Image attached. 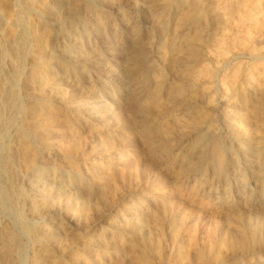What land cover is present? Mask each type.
Returning a JSON list of instances; mask_svg holds the SVG:
<instances>
[{
  "label": "rangeland",
  "instance_id": "1",
  "mask_svg": "<svg viewBox=\"0 0 264 264\" xmlns=\"http://www.w3.org/2000/svg\"><path fill=\"white\" fill-rule=\"evenodd\" d=\"M13 1H16V7L19 9L16 16L20 22L17 24L36 21L46 24L52 30L54 56L61 66L58 76L64 78L56 83L58 89L64 93L48 92L50 95L46 93V99L51 103H58V97H64L69 107L79 110L77 118L67 115V119L72 127L78 130L81 140L79 150L67 156L57 147V141L62 138L57 129L47 127L44 123L41 124V128L32 127V120L25 110L27 104L35 105L38 102L35 95L28 98L25 90V79L31 59L26 55L20 61L14 60L11 50L15 52V49L12 47L8 48L9 51L6 50L5 54L0 53V263L4 262L5 255L7 257L9 254L11 264H35L33 259L37 245L30 235V230L34 228L55 231L53 241L47 245L53 244L55 247L58 245L62 248L61 253L64 257H67L71 250L79 248L83 240L88 242L91 237L99 239L102 246L108 248L110 252L108 258H111L112 255L116 256L113 246H119L123 238L138 236L136 233L143 229V221L148 220L149 226L144 227L149 234L145 256L149 264H164V255L173 253L174 238L169 229L170 218H173L174 222H183L184 226L180 228V232L185 238L190 234L188 225L192 227L195 225L193 222L197 223V239L191 247V253H194V256L196 253L206 256L208 247L201 236L207 227L214 225L216 218L218 220L216 235L219 234V229L223 228L234 235L242 233L248 245L242 250L228 251L222 259L214 262L200 260L198 261L200 264H264V152H261L260 148L258 150L250 147L245 133L238 126V122L233 120V116L243 107L242 97L245 94L241 91L243 76L259 61L246 53H237L209 79L207 92L200 93L193 101L179 98L176 93H161L165 100L173 102V109L178 117L183 115L184 119L188 120L195 112V107L206 108L208 111V120L197 128L178 130L176 140L173 137L166 138L174 147L170 157L161 153L158 148L160 140L165 142L162 138H155L150 145L139 139L130 142L122 133L105 132L106 129L101 130L97 126L101 122L98 121L103 119L104 109L107 106L114 107L116 101L119 102L122 111L128 112L132 94L129 92L132 89L137 90L140 83L133 82L135 80L132 81L130 77L129 61L133 54L140 53V61L147 58L153 60V65L146 74V85L149 89L154 86L153 72L155 65L160 63L159 45L164 36L160 28L162 22L153 16V11L159 10L163 0H52L56 6L52 5L54 9L44 14L32 9L24 10L21 8V0ZM87 4L92 6V11L88 13L90 16L102 12L109 15V18L105 25L97 28V31L75 35L70 26L78 27V24L74 25L68 19L58 20V15L67 14V10L72 6ZM174 8L170 7L166 18L170 26L173 23L171 19L175 12ZM191 29L190 25L185 27V31ZM0 38V47L3 48L5 45L2 43L5 41ZM107 44L113 47L112 51L106 50ZM144 44L147 50L143 55L141 46ZM104 50L108 64L115 65L112 70L104 69L105 64L100 61L94 64L86 60L87 54L92 60L96 59L99 51ZM187 60L184 62L182 59L180 63L188 64L189 59ZM262 62L264 63V59ZM236 66L242 67L238 75L239 87L233 93L234 105L226 109L229 112L228 116H223L220 108H212L209 102L211 100L217 104L223 98L225 86L221 77ZM66 68L70 69L65 70ZM174 75H176L174 72L168 73L166 83L170 86H173ZM182 79L185 85L191 84L189 77L184 75ZM85 87H90L89 91L92 92L82 93ZM11 88L15 91V96L6 97L7 90ZM248 96L254 101L253 95ZM260 99L264 103V93L260 94ZM105 119L108 118L105 117L103 120ZM21 127L25 128L26 140L35 153V167L31 171L23 168L18 152ZM45 137L53 143L49 149L44 147ZM216 147L226 154L222 166L216 165ZM245 147L249 149L247 156L243 152ZM133 149L141 153L136 164L125 165L123 161L121 163L119 155L131 156ZM70 157L78 161L76 169L71 170L68 167L66 160ZM245 158L249 160L246 161ZM116 163H120L119 167L122 165V170L114 169L113 165ZM106 167L109 170L105 169ZM256 167L259 170L253 175ZM105 172L109 173L105 175L113 177L115 195L110 192L112 189L97 180L98 174ZM57 188L76 196L89 193L101 210L93 211L94 214L89 216L90 218L78 214L72 216L65 211V206L56 193ZM172 189L175 192L174 197L199 209L200 214H186L182 207L167 208L166 200L158 195ZM118 195H121L120 198ZM201 198L204 201L199 207ZM32 204H35L37 213L33 212ZM138 215L140 217H137ZM131 227L138 228L131 230ZM159 233L164 239L156 244L153 236ZM6 246L8 253L5 250ZM3 253L6 254L3 256ZM123 258L129 264H134L128 254H124ZM46 262L45 264H52L53 261Z\"/></svg>",
  "mask_w": 264,
  "mask_h": 264
},
{
  "label": "bare ground",
  "instance_id": "2",
  "mask_svg": "<svg viewBox=\"0 0 264 264\" xmlns=\"http://www.w3.org/2000/svg\"><path fill=\"white\" fill-rule=\"evenodd\" d=\"M15 2L13 0H0V37H2L5 41L2 44L5 46L8 45L7 48L5 46H2L3 48L0 47V53L5 54L6 50L9 51L10 47H12L15 49V52L11 50L14 60L20 61V59H23V56L25 57L26 55H29L31 65L25 79V90L28 98L35 95L37 96L38 102L35 105L27 104L25 106V110L28 113L29 118L32 120V127L34 126L36 129L41 128V124L44 123L47 127H54L60 132L59 135H61L62 138L57 141V147L60 151H62V153L69 156V154H74L79 150V142L81 139L80 135L77 133L78 130L76 131L67 119V115L77 118V115L80 114V112L75 108L69 107L70 105H67L66 101H64V97L59 96L58 103H51L46 99V93L49 94L48 92L57 94L64 93L58 89V83H56L64 78H61L62 76H58V74H60V64L54 56L52 30L46 24L36 21L17 24L20 22V19L16 16V14L18 15L19 9L16 7ZM21 2V8L24 10L32 9L39 14L49 13L52 9H54L52 6L54 5V2L52 3V0H21ZM171 6L175 7V12L172 14L171 20L173 23L170 26L166 18ZM91 11L92 6L88 4L84 6H72L70 7V10H67V14H59L58 20L68 19L70 22H73L74 25L78 24V27L70 26V29L75 32V35H85V32L88 33L89 31L91 33L97 31V28L105 25L109 18V15L102 12L90 16L88 13ZM153 16H155L158 21L162 22L160 23V28L161 33L164 36V39L159 45L158 57L160 59V63L155 65V70L153 72V78L155 79L154 86L149 89L146 85V74L151 69L153 60L147 58L144 61H140V53L133 54L129 61L131 67L130 77L132 78V81L135 80L133 82H140L139 88L137 90L132 89V91L129 92L132 94L128 104V112L122 111L118 101H116L114 107L107 106L104 109V115L102 114L103 119L105 117L108 119H101L98 121H101L100 124H97L99 129H106L105 132L108 131L110 133H122L130 142H134V140L139 139L149 145L155 138H162L165 142H161V140L159 141V150H161V153H164L165 155L172 154L174 147L172 143L167 142L168 139L166 138L173 137L175 139L177 131L181 129L185 130L197 128L199 125L208 120V111L206 108L203 109L202 107H195V112L188 120L184 119L183 115H179L181 117H178L173 109V102L171 100H165L161 93H176L179 98H188L192 101L196 100L200 93H206L209 89L207 87L209 79L218 73L223 65L230 62L237 53L242 52L250 55L253 59L258 60L259 62L253 64V66H251L243 76V88L241 89V91H244L245 93L242 97L243 107H241L237 114L233 116V120L238 122V126L245 133L244 135L247 137L250 147L258 150L260 148L261 152H264V103L260 99V94L264 93V63L262 62V59H264V0H163L159 10L153 11ZM16 24L18 28L16 27ZM187 25H190L192 29L185 31V27ZM111 47V45L107 44L106 50L112 51L113 47ZM141 47L143 48L142 54L144 55L146 53L147 46L144 44ZM182 59L184 62H187V59H189V63L183 65V63H180ZM86 60L94 64L100 61L105 64L104 69L106 70H112L115 67V65L108 64L106 61L105 50L102 52L99 51L96 59L92 60L87 54ZM69 69L70 68H66L65 70ZM240 70H242V67L236 66L232 71L228 73L226 71V73L222 75L221 81L223 86H225L223 98L218 101L219 103L217 104L212 103L211 100L209 102L212 108H220V113L223 116H228L229 112L226 110L227 107L229 108L232 104L234 105L233 93H235L237 87H239L238 78L240 76L238 75ZM170 72H174L176 74L174 77L172 76L175 79L173 81V86L166 83L168 81V73ZM184 75L191 79V84L188 86L185 85L182 79ZM5 82L7 81L5 80ZM65 86L67 87L66 84ZM12 88L7 90L6 97L7 95L9 97L15 96L14 94L16 93ZM83 89L82 93L92 92L89 91L91 90L90 87H85ZM186 93H189V95ZM248 94L254 96V101L250 100V96H248ZM151 111H154V113H151ZM180 112L178 114H180ZM230 118L232 119V117ZM19 132L21 136L19 135L18 152L22 159V166L25 170L31 171L35 167V153L26 140L25 128L21 127ZM43 140L45 148L49 149L52 147L53 143L49 142L48 137H45ZM112 144L113 143L111 142V148ZM243 152L245 156H247V154L249 155L248 147H245ZM229 153L232 154L231 150H229ZM140 154V151L133 149L131 156H119L121 157V163L123 161L125 165H134L136 164ZM171 156L172 155H170V157ZM224 156H226V154H224L223 150L216 147V165L222 166ZM245 159L246 161L249 160L248 158ZM66 161L71 170L78 167V161L75 158L70 157ZM262 164L263 163H261V165ZM119 165L120 163L113 165L114 169L122 170V165L120 167ZM146 165H148V163ZM105 169L109 170L107 167ZM258 170L259 168L256 167L253 170V175H256ZM105 174L109 173H99L97 180L102 185L112 189L110 192L115 195L116 190L114 187L115 182L113 177H109V175ZM56 193L59 196L60 201L62 200L61 202L65 206V211L68 214H72V216L73 214L76 216L78 214L90 218L89 216L94 214L93 211L101 210L99 209V204L93 201L94 199L89 193H83L82 195L80 194L79 196H76L69 191H63L61 188H57ZM174 194V189H172L170 192L160 193L158 196L166 200L165 203L167 208L182 207L186 214H200L199 209L197 210L191 205L185 204V202L183 203L181 199L174 197ZM97 200L99 201V199ZM116 200L117 198L115 201ZM203 201L204 199H199V207ZM35 209V204H32L33 212H36ZM253 210L255 211V209ZM96 213L98 214V212ZM103 214L104 213H102V215ZM137 217H140V215ZM170 219L169 229L172 237L174 238L173 253L164 255V264H197L198 261L204 259L206 261L214 262L218 259H222L228 251H232L234 249L242 250L248 245V241L242 233L234 235L232 232H229V230L224 231L223 228L221 230L219 229V234L216 235L218 220L215 218L214 225L207 227L201 236L207 244L208 254L204 256L200 253H196L194 256V253H191V247H193L196 243V233L198 228L196 225L197 223L193 222L195 225L192 227L188 225V228H190V234L185 238L180 232V228L184 226L183 222H174L173 218ZM140 220H142V217ZM75 222L77 223L78 221L75 220ZM85 222L86 221H84V223ZM148 223V220L143 221V229L136 233L138 236L123 238L121 239V244L119 246H113L116 256L112 255L111 258H108V255L110 254V252H108V248L106 246L103 247L99 239L91 237L88 242H85L82 239L83 241L79 248L75 247L76 249L71 250L67 254V257H64L61 253L62 248L58 245H56L57 247H55L52 243L51 246L47 245V243L53 241L55 231L53 232L50 229L42 230L40 228H34L30 230V235L33 237V240L37 245L36 249L34 247L35 251L33 263L45 264L47 263L46 261L52 260V264H129L123 258L124 254H128L131 259H133L134 264H149L148 259L145 256V249L149 239V234L144 228L145 226H149L150 223ZM75 225L79 226V224ZM137 228L138 227H131L130 229L136 230ZM117 235L121 236L120 234ZM153 239L154 242L158 244L161 243L164 238L159 233L156 236H153ZM5 250H7L6 252L8 253L7 246ZM5 254L3 253V256ZM8 255L7 257L5 255L3 259L4 262H1L0 264H11V258H9ZM198 263L200 264L201 262Z\"/></svg>",
  "mask_w": 264,
  "mask_h": 264
}]
</instances>
